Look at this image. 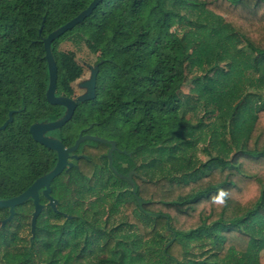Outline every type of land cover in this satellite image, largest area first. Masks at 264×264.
<instances>
[{
  "label": "trees",
  "instance_id": "1",
  "mask_svg": "<svg viewBox=\"0 0 264 264\" xmlns=\"http://www.w3.org/2000/svg\"><path fill=\"white\" fill-rule=\"evenodd\" d=\"M92 1L0 0V127L14 111L0 132V200L56 165L30 133L65 114L46 97L43 39ZM66 40L98 56L99 74L95 99L54 135L72 147L92 125L127 152L114 168L138 172L136 189L109 168V145L83 142L77 167L52 183L58 212L45 207L34 237L30 224L19 264H264V0H104L52 44L56 94L72 98L84 68L59 49ZM30 203L4 227L0 209L3 261Z\"/></svg>",
  "mask_w": 264,
  "mask_h": 264
},
{
  "label": "water",
  "instance_id": "2",
  "mask_svg": "<svg viewBox=\"0 0 264 264\" xmlns=\"http://www.w3.org/2000/svg\"><path fill=\"white\" fill-rule=\"evenodd\" d=\"M104 0H93L92 3L88 6L87 9L82 11L78 16L74 19L66 23L64 26L53 31L47 38L43 39L45 51H46V60L48 64L49 70V86L47 89L46 97L50 104L58 105L65 108V114L56 121L49 122H37L34 123L30 127V133L33 139L43 145L44 147L51 149L57 153V164L56 166L47 174L38 178L26 191H24L21 195L17 197H13L7 200H0V209H9V217L2 222V226L4 227L7 223L11 222L16 214V207L20 206L27 201L31 200L34 205V210L31 217V233L34 237L37 229V220L41 215L44 206L40 203V194L42 192L43 196L48 200V205L55 211L58 212V201L52 196L51 184L52 182L61 176L64 170L67 168H71L73 166L72 163L69 162L71 158V154L75 152L80 144L86 140H91L95 142H99L102 144L111 145V149L108 153V158L110 161V167L114 171V173L121 179L130 183L135 192L136 186L132 179V176L135 173L132 171L129 175L125 176L123 174H119L113 166V152L116 150V143L114 141H109L107 139L92 136V135H83L80 134L79 138L75 142L72 147H66L61 140L58 138L47 136V133L56 131L61 129L64 125H66L69 121L72 120L77 107L79 104L95 99L96 97V85H97V77L99 74V65L97 64L94 68H92L91 76L88 80L81 83V87L85 89V93L76 98H69L65 96H56L57 90V81H58V66L56 59L54 57V53L52 50V44L55 40L66 34L67 32L74 29L77 25L81 24L85 21L98 7V5ZM43 29V25L40 28L39 32L41 33ZM13 114L14 111L9 113V118L7 121L0 127V132L5 130L7 126L13 123ZM70 218V216H68Z\"/></svg>",
  "mask_w": 264,
  "mask_h": 264
},
{
  "label": "rangeland",
  "instance_id": "3",
  "mask_svg": "<svg viewBox=\"0 0 264 264\" xmlns=\"http://www.w3.org/2000/svg\"><path fill=\"white\" fill-rule=\"evenodd\" d=\"M59 49L66 52H74L76 54V59L78 63L82 65L84 68V75L74 84L75 96L76 97L81 96L85 93V89L81 87V83H83L84 81L90 78L92 68H94L97 65L98 56L92 54L84 44L76 45L70 40H66L62 42L59 46ZM190 89H191V85L187 84L182 88V92L187 94L189 93ZM199 117H201V112H199L197 116L194 113H190L187 115V119H189L192 122H197ZM202 151H203V147L201 146L199 148L200 153L198 154V159L200 162H204L205 160L208 159L206 155L201 153ZM64 179H66V177ZM62 180L63 178H61L59 182H62ZM59 182L58 185L60 184ZM61 188H62L61 186H58V191H60ZM27 207L28 209H31L30 205H28ZM30 211H32L31 215L25 212L21 222L18 221L11 224L10 226L11 232L20 233V238L23 239V242L19 244L20 246L18 249L17 247L12 248V251H10L12 252L11 256H8L5 259L6 261L1 260V256H4V250L0 249V264H19L23 260L27 259L28 256H27V251L25 249V245H26V240H28L30 236V224H31V216L33 210ZM22 226L23 229L21 230ZM124 234L132 237L135 235V230L132 231L128 230ZM18 257L20 258V261H16V258Z\"/></svg>",
  "mask_w": 264,
  "mask_h": 264
},
{
  "label": "flooded vegetation",
  "instance_id": "4",
  "mask_svg": "<svg viewBox=\"0 0 264 264\" xmlns=\"http://www.w3.org/2000/svg\"><path fill=\"white\" fill-rule=\"evenodd\" d=\"M57 91V90H56ZM56 96H59V95H57L56 94ZM72 98H76V96H74V97H72ZM92 127V125L89 127V128H85V129H83L81 132H80V134L81 133H83V135H91V134H88V130L90 129ZM54 132L55 131H53V132H49V133H47V136H52V137H55V138H57L55 135H54ZM80 134H79V136H80ZM92 136H94V135H92ZM79 138V137H78ZM77 141V140H76ZM87 141V140H86ZM109 141H111V140H109ZM85 142V141H84ZM115 142V141H114ZM83 143V142H82ZM81 143V144H82ZM116 143V142H115ZM81 144H80V146H81ZM107 145H109V144H107ZM79 146V147H80ZM68 148V147H67ZM110 149H111V145H109V149H108V152H107V154L105 155L107 158H108V153H109V151H110ZM78 150H79V148L75 151V152H73L72 154H71V158L69 159V162L70 163H72L73 164V166L71 167V168H69L68 166H67V168L64 170V172L63 173H71V170L74 168V167H77L76 166V163H77V161H79L82 157H83V155H81V154H79L78 153ZM116 151H118V152H123L124 154H127V152L126 151H120L119 149H118V146H117V144H116V150L113 152V156H114V153L116 152ZM57 154V153H56ZM57 160H58V158H57ZM56 164H57V162H56ZM56 166V165H55ZM108 166H109V168L111 169V167H110V161H109V158H108ZM113 166H114V157H113ZM115 169V168H114ZM111 171L114 173V171L111 169ZM134 173H138V172H136L135 170H132ZM132 171H130L129 173H131ZM57 179V178H56ZM53 183V182H52ZM51 189H52V184H51ZM53 191V190H52ZM52 194V193H51ZM52 196H53V194H52ZM42 197L44 198V199H46L44 196H43V194H42V192H41V194H40V203H41V200H42ZM54 197V196H53ZM47 200V199H46ZM29 201H31V200H29ZM48 200H47V203H46V205H44V204H42L43 206H44V209H45V207L46 206H49L48 205ZM30 205H32V207H33V210H34V205H33V202L31 201V203H30ZM50 207V206H49ZM43 209V210H44ZM43 212V211H42ZM32 217V216H31ZM3 222V221H2Z\"/></svg>",
  "mask_w": 264,
  "mask_h": 264
}]
</instances>
